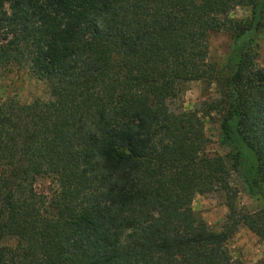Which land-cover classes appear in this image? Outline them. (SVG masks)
<instances>
[{"label": "trees", "instance_id": "trees-1", "mask_svg": "<svg viewBox=\"0 0 264 264\" xmlns=\"http://www.w3.org/2000/svg\"><path fill=\"white\" fill-rule=\"evenodd\" d=\"M219 31L233 39L221 69ZM262 32L264 0H0V65L49 89L0 102V264H242L228 248L239 227L264 241V206L239 209L232 183L264 203ZM195 80L219 98L185 110ZM213 113L224 156L206 152ZM216 191L220 232L193 209Z\"/></svg>", "mask_w": 264, "mask_h": 264}, {"label": "rangeland", "instance_id": "rangeland-1", "mask_svg": "<svg viewBox=\"0 0 264 264\" xmlns=\"http://www.w3.org/2000/svg\"><path fill=\"white\" fill-rule=\"evenodd\" d=\"M235 19H245L250 15L247 7H238L232 13ZM233 39L226 31L213 32L209 35V61L221 69L229 55L232 53ZM255 51L257 62L264 67V32L256 41ZM48 98L49 89L44 81L37 79L28 71L23 69H5L0 65V102L8 98H16L21 103H31L35 98ZM219 98L215 83L208 85L201 80L188 83L183 91L179 105L185 110H200L205 101ZM205 132L209 138L206 152L209 155H226L228 148L221 143L220 117L217 113L204 116ZM233 186L237 187L238 194L236 205L239 209L251 213L260 210L263 200L251 196L242 180L236 174L232 176ZM53 184L49 180H41L38 187L48 191ZM193 209L197 216L203 219L209 227L216 232L223 230V226L229 215L227 196L223 191L199 194L193 201ZM5 241L3 243H13ZM228 248L235 259L242 264L264 263V241L250 230L241 225L238 231L228 240Z\"/></svg>", "mask_w": 264, "mask_h": 264}]
</instances>
